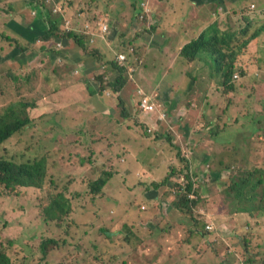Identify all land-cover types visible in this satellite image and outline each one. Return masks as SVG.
Returning a JSON list of instances; mask_svg holds the SVG:
<instances>
[{"label":"rangeland","instance_id":"rangeland-1","mask_svg":"<svg viewBox=\"0 0 264 264\" xmlns=\"http://www.w3.org/2000/svg\"><path fill=\"white\" fill-rule=\"evenodd\" d=\"M40 4L59 35L73 32L86 49L66 37L43 41L49 26L36 19ZM251 10L263 13L264 0H0V116L16 105L33 119L0 147V157L40 160L47 176L20 198L0 191L5 264H239L236 255L264 264V72L237 57L230 90L221 72L209 74L180 54L209 17L224 31L249 23L247 34L254 33L264 17L252 20ZM233 31L235 45L244 34ZM120 53L134 71L112 88L119 73L110 63ZM158 84L161 96L152 99ZM139 89L155 115L135 108ZM166 91L183 114L161 109ZM104 110L106 118L94 119ZM129 122L141 136L134 152L145 158L146 145L151 152L134 167L142 163L140 175L122 164ZM109 170L121 179L111 176L91 194L97 173ZM242 178L256 187L239 195L230 187ZM167 183L193 188L191 209L175 208L182 197L172 201ZM58 194L67 208L61 221L47 214Z\"/></svg>","mask_w":264,"mask_h":264},{"label":"trees","instance_id":"trees-1","mask_svg":"<svg viewBox=\"0 0 264 264\" xmlns=\"http://www.w3.org/2000/svg\"><path fill=\"white\" fill-rule=\"evenodd\" d=\"M185 1L188 2V0ZM221 1L222 0H218V2ZM251 8H253V6H251ZM35 11L36 19H43L49 26V29L41 36L43 41H48L57 37H66L72 39L80 48L84 50L86 49L83 39L75 35L73 32L66 33L65 36L59 35V33H57L58 30L55 22L50 20V15L41 7H35ZM250 12L253 14L251 17L252 20L256 19L257 16L260 17L262 15L264 17V12L261 13L260 11L252 10ZM214 18L209 17L208 21L203 24V30L199 33L198 37L190 39L182 46L180 51L182 57L186 59L188 63L194 60L200 62L209 74H217L221 72V76L224 78L223 82H225V84L228 83L229 85L230 80L233 81L234 70L241 66L238 61H236V58L239 56L246 55L250 58L251 62L249 64V68L251 70L255 72H264V69L261 68L264 64V23H262L254 33L247 34L250 27L249 23H245L240 29H237L238 25H235V27L231 28L229 31H224L223 28L219 27L218 18ZM233 30H235L238 34H244L242 40L237 42L241 43V46L238 48L241 49V51H238L237 48L231 47L237 45V43L232 45L233 42L237 40V34ZM224 48H230L232 50L231 55L225 56L222 53ZM88 56L95 58V53H88ZM114 62H116V65L119 68H117ZM110 64L112 65L110 69L112 70L114 67V69H117V72L119 73V76L114 83L111 84V87L122 88L125 84L123 79L124 77H122L123 70L120 69L121 67L115 59H113ZM239 73L241 76H244L246 74L245 68L241 67ZM104 74L105 73L103 72L99 75V79L103 85L105 83ZM229 89L232 90V85L229 86ZM91 90L92 93H94L93 89H90V95ZM32 121L33 119L26 113L25 108H17L16 105H11L7 112L0 116V147L11 137L31 126ZM249 125L251 127V124ZM81 160L83 163H87V160ZM88 160L90 161V164L93 162L90 159ZM102 173L103 174L101 176L97 177L95 181L89 185V191L93 195H98L111 177L110 173L106 171H103ZM248 173L254 174L255 172ZM102 176H105V178ZM46 177L45 164L40 160L21 162L15 158L0 157V188L11 191L10 194L16 197H23L25 195V188H41L45 183ZM245 181L246 178L240 179L237 183H234L230 187V190L239 191L240 195L244 192V188H250L253 190L256 187L255 185H249V182ZM153 186L154 188H159L158 184H154ZM188 190L194 193V190L193 188H190V185ZM1 194L2 193H0V195ZM63 201H65L64 196L58 194L48 207L47 214L53 219L60 221L63 220L67 216V208ZM194 203H196V201H194ZM187 204L188 200H185L180 206H186ZM239 209L244 212V209L240 206ZM259 210L264 213V192L262 193ZM195 223L197 224V220H195ZM204 229L205 227L203 230ZM1 248L2 245H0V264L10 262L9 257ZM241 264L248 263H245L243 258Z\"/></svg>","mask_w":264,"mask_h":264},{"label":"crops","instance_id":"crops-1","mask_svg":"<svg viewBox=\"0 0 264 264\" xmlns=\"http://www.w3.org/2000/svg\"><path fill=\"white\" fill-rule=\"evenodd\" d=\"M189 1V0H188ZM203 29H201V31H202ZM200 31V32H201ZM131 82V81H130ZM132 83V82H131ZM160 86H161V84H158L157 86H155L154 88H153V90H151L150 92H149V96H151V98L153 99V98H156V97H158V96H161L160 94H159V91H160ZM174 94V92H168V91H166V94H165V96L166 97H164L163 98V101H164V103H161V109H163L164 111H166V110H170V113H173V114H175V115H177V114H183L182 113V111L184 110L183 108H180V106L181 105H179L178 104V102H175V100H174V96L175 95H173ZM137 101V96H136V99L134 100V104H135V102ZM107 114H108V112L106 111V110H104V111H102V112H95V114H93V117H94V119H104V118H106L107 117ZM158 117H162L161 116V113L158 115ZM165 117H166V115H165ZM98 123H100V122H95V124H94V126H96V125H98ZM130 125H132L131 124V122H129V125L126 127V132H128V133H131V138H130V140L128 139V144H127V142L125 143V150L127 151V153L129 154L128 155V158H125L124 156H122V164H126L127 165V168H126V170H128V171H137L138 172V174L140 175V174H142V173H139V172H141V166H142V163H141V166H140V168H139V170H135L134 169V167L135 166H137L138 165V163H139V160H143L144 159V162L146 161V160H148V158L150 157V155H151V152H150V150L148 149V147H147V145L145 146V148L144 149H146L148 152H147V156L145 157V158H143L142 156H141V154L140 153H137V152H134V150H135V148H137V139L139 138V137H141L140 135H139V133H138V131L137 130H133L132 129V127L130 126ZM153 127H156V125L155 124H151ZM86 133V132H85ZM105 134V133H104ZM102 137V136H101ZM127 141V140H126ZM112 142V141H111ZM102 143L100 142V138L99 139H97L96 140V142H95V146H100ZM106 149H108V146H106ZM102 156H104V155H102ZM101 156V157H102ZM94 163V161L92 162V164ZM121 164V165H122ZM112 166L114 167V165L112 164ZM133 170H132V169ZM103 171H99L97 174H101ZM107 172V171H106ZM96 175V174H95ZM113 176H115L116 178H118L119 180L121 179L119 176H120V173H119V170H116V171H114V174H113ZM92 177H94V176H92ZM129 180H132V177L131 176H129ZM124 192V191H123ZM128 192V191H127ZM236 257H237V259H238V261L240 262V264H241V261H242V257L240 256H238V255H236Z\"/></svg>","mask_w":264,"mask_h":264},{"label":"clouds","instance_id":"clouds-1","mask_svg":"<svg viewBox=\"0 0 264 264\" xmlns=\"http://www.w3.org/2000/svg\"><path fill=\"white\" fill-rule=\"evenodd\" d=\"M36 7H38V6H36ZM40 7L43 9V7H42V5L40 4ZM44 10V9H43ZM45 11V10H44ZM46 12V11H45ZM48 13V12H47ZM200 33V32H199ZM54 39V38H53ZM118 62V61H117ZM119 63V62H118ZM120 64V63H119ZM121 65V64H120ZM123 66V65H122ZM124 68H123V77L126 79V81H128V79L130 78H127L128 77V75H130V73L131 72H128V68H131L132 70H133V68H132V66L131 65H129L128 63L126 64V65H124L123 66ZM134 71V70H133ZM132 71V72H133ZM127 76V77H126ZM140 90V89H139ZM138 90V91H139ZM138 91L136 92L137 93V95H139V96H137V101L135 102V104H134V106H135V108L137 109V106H138V104H137V102H138V100H139V98L141 97V95L138 93ZM141 92H142V94L143 95H145V93L142 91V90H140ZM146 96V95H145ZM149 98V97H148ZM150 99V98H149ZM150 102L154 105V103H153V101L150 99ZM8 110V109H7ZM138 110V109H137ZM139 111H142V110H139ZM7 112V111H6ZM156 108H155V105H154V110L152 111V112H143L142 111V113L144 114V115H155L156 113ZM2 115H4V114H2ZM1 115V116H2ZM149 128H150V130H155V128L156 127H153L152 125H149ZM23 131V130H22ZM12 138V137H11ZM10 138V139H11ZM9 139V140H10ZM4 145V144H3ZM2 145V146H3ZM88 160V159H87ZM108 172V171H107ZM108 173H110V175L111 176H113V174L114 173H112L110 170H109V172ZM103 173H101V174H98L99 176H101ZM173 179V176H172V174H170V175H168V179L167 180H172ZM179 180V179H178ZM165 181V180H164ZM181 181H184L183 179H181ZM108 182H109V184L110 183H112V182H114L113 180H111V179H109L108 181H107V183L105 184V186L108 184ZM167 185H168V187H169V192H170V197L172 198V201H174L175 200V202L177 203L179 200H180V198L182 197V201H181V203L180 204H176L175 205V208L177 209V210H183V207H186V208H188V209H191L192 207H191V204H192V201H193V205L195 204L194 203V201L196 200V197H194V194H195V192L194 193H192V192H190L189 190H188V187H189V184L188 183H185V185L183 186V188L181 187V185L180 184H178V183H175V185L173 186V187H170V184L169 183H167ZM104 186V187H105ZM103 187V188H104ZM167 187V186H166ZM6 191L7 193H11V191H7V190H5V189H3V188H0V191ZM105 190V189H104ZM185 200H188V204L186 205V206H184V205H182V207L180 206L181 204H183V202L185 201ZM142 210H144L145 209V207H143L142 206V208H141ZM209 231H212V227H210V226H208V225H205V233H206V235L209 233ZM239 264H240V262H239Z\"/></svg>","mask_w":264,"mask_h":264},{"label":"built area","instance_id":"built-area-1","mask_svg":"<svg viewBox=\"0 0 264 264\" xmlns=\"http://www.w3.org/2000/svg\"><path fill=\"white\" fill-rule=\"evenodd\" d=\"M116 60L123 65L125 56L123 54H118L116 57ZM133 70L131 68H128V72H132ZM236 76H234L235 78ZM138 93L141 95L139 98L137 104V109L142 110L143 112H152L154 110V105L150 102V99L143 95L142 92L139 90Z\"/></svg>","mask_w":264,"mask_h":264}]
</instances>
